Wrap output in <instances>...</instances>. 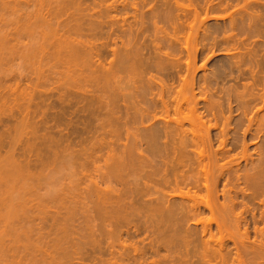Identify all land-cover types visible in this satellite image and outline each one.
Returning a JSON list of instances; mask_svg holds the SVG:
<instances>
[{"label":"bare ground","instance_id":"obj_1","mask_svg":"<svg viewBox=\"0 0 264 264\" xmlns=\"http://www.w3.org/2000/svg\"><path fill=\"white\" fill-rule=\"evenodd\" d=\"M142 1L146 0H141V3ZM244 1L247 2L248 0ZM30 2L27 0L25 3L26 16L24 17H27L28 23H34L35 26L29 23L26 28H23L24 26L22 28L30 31H33L35 27L45 28L46 30H42L41 33L44 43L45 38H47L46 44L43 43V50L42 47L39 50L44 52L43 59H46L44 62L52 64H50V69L57 68L51 74L57 72V74L67 75L66 73H69L70 76L72 73V80L70 79V81L75 80L73 79L74 76V78L77 77L76 81L78 82H76V88L71 86L76 91L69 87L68 83L70 82H63L64 85L62 84L63 87L60 85L61 88L57 90L58 92L49 91L50 93H48L45 91L47 93L42 92L39 95V101L45 102V104L42 103L45 106V110L42 111L43 117L40 116L42 122L47 124L52 131L57 129L53 131L55 136H50L49 133L43 135H46L50 141L53 138L54 141L58 139L61 143L66 142L73 144L72 146H81V149H77L78 151L74 150L76 151L75 154L72 153L73 151L71 152L74 155L73 159L82 160V167H85V164L86 168L87 166L91 167L92 164L97 170H102L101 173L99 171L100 174L98 175H96L98 173L96 170V174L91 173L90 175L88 173L92 168L86 170L88 174H85L83 183L85 184V191L82 193V198H79L83 204H81V223L84 228L82 225V234L80 231L79 233L76 231L78 234L75 233L78 236L80 234L79 240L75 241L72 233L70 235L74 239H72L73 242H71V237H68L69 240L66 239L71 243L68 245V247L71 246L69 247L71 252L66 253L69 250L66 248V240V251L64 247L63 249L62 246H57L59 250L62 248L61 251H65L63 252L65 255H63L65 257L66 254H70L69 257L76 255L75 258L89 261L90 264H264V59H258L259 53L254 50L257 46L246 49L249 39H251V33H253L251 37L255 33L261 35L262 23L259 26L258 20L263 19L262 15L260 16L259 13V15L257 14L258 17H255L256 15L253 14L252 16L251 13L250 17L248 16L250 18L249 23L241 20L242 24L243 22L247 24L246 27L245 24H243L244 26L240 24L238 18L233 17L237 13L236 9L233 8L235 15H230L232 11L228 13L229 17L232 16L229 18L230 20L228 19V26L215 29V33L219 35L221 33L224 35L223 37L220 35L221 37L219 36L217 39V36L212 37L213 33L205 31L208 34L204 33L205 38L202 37L204 42L205 39L213 38L216 45H219L218 41L227 45L224 53H228L229 61L228 64L226 63L224 67L214 73V79L213 76L208 78L209 76L206 73L203 75V73V77L199 78V82L196 81L195 84V74L192 75V78L189 76H191V72L193 73L192 69L194 68L192 60L195 62L196 58H191L190 61L185 62L187 75L185 73L184 77L181 74V64L184 62L181 61V63L179 58L172 60L173 52L165 51L167 50L165 48L166 46L167 48L174 46L180 41L178 35L181 28L182 30L189 28L191 34L195 33L196 35L203 32L201 30H206L207 16L204 17V20H199L201 17H199L200 14L197 10H193L195 14L192 12L195 17L197 16L196 18L199 17L197 25L195 24L196 20L192 19L190 23L189 19L183 20L181 16L184 21L182 22L180 19L181 12L178 11L180 12L178 17L180 23L174 20L179 25L172 26L174 32L172 30L173 33L169 35L170 37L168 34L167 36L164 35L166 31L163 32L164 28L162 27V30L158 25L159 20L155 19L154 21L149 14L150 18H148L152 22L154 21V27H152L154 34L150 37L147 33L144 34L147 28L146 24L149 25L144 20L147 16L141 14V21L138 17L140 10H137L136 7L139 6L137 0L132 3L124 0L122 2H118V0H58L56 5L50 3L51 6L48 5V9L46 7L44 9V5H42L44 1L41 0L42 3H34L37 6V9L34 10L36 12L33 11L34 15L29 10L30 8L34 9L31 4L33 2ZM175 3L177 4L175 6H178L176 7L177 10H180L178 0ZM85 4L87 7L84 6ZM3 6L5 5L3 4ZM231 6L233 5L231 4ZM72 8V12L79 10L82 13L75 11L73 18L70 11ZM45 10L46 12H44ZM252 11L256 12L255 10ZM187 12L185 16L189 17L191 12ZM137 13L139 14L137 15ZM76 14L78 15L77 18H75ZM167 14H165L166 18L168 17ZM192 14L191 16H193ZM172 15L170 13L169 17ZM239 15L241 16L240 13ZM33 16H35V20L32 19ZM63 16L67 17L64 18ZM161 16L164 20V15ZM176 16H173L172 19ZM242 17L244 16L242 15ZM217 18L219 17L216 16ZM165 21L166 19L163 22ZM133 27L136 28V32L132 29ZM11 32L13 33V31ZM242 36L244 38H241ZM125 37L128 38L125 39ZM142 37L143 40H141ZM197 37L199 36H196L195 39ZM255 37L254 39L258 38ZM138 38L141 40V46H139L140 40ZM164 39L169 45L166 41L167 45L163 44ZM39 41L41 42V39ZM213 42L209 43H212L213 46ZM223 43L221 44L223 45ZM180 44L182 43L180 42ZM181 49L182 47L180 51ZM185 49L188 51L189 58L196 57L194 55L197 54V50L196 52L195 49L189 50L188 46ZM208 49L210 50V47ZM213 49L211 47V51ZM22 50L20 49V51ZM144 50L146 51L144 52ZM183 51H185L184 48ZM215 53L214 50L210 52L214 55ZM192 54L194 55L191 56ZM109 55L114 58L106 65L105 59ZM167 55H172V59L170 60ZM205 61L207 62V60ZM168 65L179 68L176 69V73L179 75L177 80L182 79L180 84L182 81L184 84L180 85L182 90L178 89L179 95L177 96L182 101L174 93L177 87L176 89L173 88V90L175 89L172 92L175 94L174 96L169 94L174 101L170 98L167 99V95L162 96V84L159 86L162 87L160 93L154 90L158 86L155 84L156 75L153 77L152 71L161 72L169 69L170 66ZM121 72L125 73L126 76H123ZM131 74L132 77L139 75L137 76L139 79L136 76V79L129 78ZM127 77L130 82L134 80L131 82L132 84L127 83L125 85L124 81ZM37 78L39 81L42 78L48 80L54 78V75L49 78L38 75ZM30 80L28 81L30 82ZM122 82L126 89L132 85L131 88H133H130L129 93L124 92V86H119ZM71 83L73 85V82ZM39 84L38 82L36 86L39 87ZM157 85H159L158 82ZM195 86L199 88L198 93H196L198 89ZM35 88L34 86L28 87L30 90L26 94L28 96L25 100L26 103L23 104L24 107L21 105L23 108L21 111L26 114L24 118L30 116L32 119L30 108L33 107L31 106L33 104L31 101L34 100L35 95L33 92H40L38 88V91ZM138 88L141 89L138 90ZM52 90H54L53 87ZM132 90L133 92H130ZM139 93L142 95L139 96ZM148 95L150 98H147ZM120 96L124 98L122 99L125 104L124 109H126L124 112L120 102H118ZM136 97H142L141 100L146 106H142L143 103L140 99L137 98L140 102L136 101L134 99ZM57 98L58 100H56ZM175 99L179 101L176 108L174 106L177 102ZM170 100L169 105L168 101ZM39 101H35L37 106ZM172 102L174 107L171 105ZM124 104L122 103V105ZM169 106L170 113L173 108H175V110L173 109L174 112H177L176 109L182 107L179 108L180 110L178 109L182 115L179 114L180 116L177 118L172 116L170 119L171 115H168ZM34 109L32 110L34 111ZM36 109L33 116L36 115ZM182 109L183 111H181ZM178 117L179 120H177ZM124 128L127 142L120 143ZM97 133L98 137L95 139L94 135ZM163 138L165 142H162ZM158 156L162 157L161 160L155 159ZM179 170H181L180 176L177 174ZM92 174L97 177L92 176ZM156 176L161 177L157 178ZM202 191H205L204 195H201ZM177 196H180V199ZM174 197L179 201L174 200ZM8 208L10 209V207ZM74 212L73 214H76L78 211ZM206 212L209 215L205 216ZM73 214L71 215L72 220L77 221V219L74 220ZM195 228L201 231H199V236L198 234L195 235ZM24 229L26 228L20 230L24 231ZM70 229L68 228V230ZM78 229L80 230V228ZM73 232L75 231L73 230ZM217 234L221 235L220 239H218L220 235L217 237ZM1 237L0 240H2ZM61 242L63 243L64 240L59 241V243ZM55 253L56 255L59 254V252ZM60 255L58 256L60 257ZM61 264L63 263L61 262Z\"/></svg>","mask_w":264,"mask_h":264},{"label":"rangeland","instance_id":"obj_2","mask_svg":"<svg viewBox=\"0 0 264 264\" xmlns=\"http://www.w3.org/2000/svg\"><path fill=\"white\" fill-rule=\"evenodd\" d=\"M6 1H8V0H0V18H1L0 19V38L2 37L0 39V43L2 41V43L5 44V45H3L2 43L0 44V56H2V57H0V59L2 58L0 60L2 62V63L0 62V204H1L0 205V214H1V216H0V219H1L0 220L1 221L0 222V237L2 236L1 237L2 240H0V241H2V242H0V264H55V263L56 264H61V262L63 264H76V263L77 264H79V263L80 264L81 263L82 264H85V263L86 264L87 263L90 264L89 261H84V260H82V259H80L78 257L75 258L76 255L74 257H72V255H71V257H69L70 254L69 255L66 254V257H65L64 256L65 253H63V252H65L67 250L66 248L69 249V247H71V246L68 247V245H71L70 241L68 242V240L70 239L68 237H71V240H72L73 239L72 236H73L75 238V241L79 240L78 237H80V234H82L81 231H83V228H84V225L81 223L82 222V218H81V212H82L81 209L82 208L81 207H82L83 204H82V202H80L81 199H79V198H82V196H83L82 193L85 191V189H84L85 188L84 187L85 184H83L84 183V179H85L84 178L85 174L90 173V175H91V173H95V170H96V171H98V173L96 172L97 174L96 173L95 174L98 175V174L101 173L102 170H97L95 168V166L91 164L90 165L91 167L87 166V168H92L91 169L92 171L90 170V172L87 173L88 169L86 168V164L84 165L85 167H82L83 166L82 165L83 164L82 160H81L82 161L81 162L80 159H76V158L73 159V157H74L73 154H75V152L78 151L77 149H81V146L80 147L78 145L77 146H75V145L72 146L73 144L71 145V144H68L66 142L65 143H63V142L61 143L60 141H58V139H55V141H54L53 138H51V141H50V140H48V138H46L47 137L46 135L45 136L43 135V134H48L49 133L50 136H53V135L55 136V132H53V131H55L57 129L55 128V130L52 131V129L49 128L47 124H44L42 122V118L41 117H43L42 116L43 115L42 111H43V109L45 107L43 105V104H45V102L43 103V102L39 101V95L42 92L43 93L45 91H47L48 93H50L52 91L53 92H58L57 90H59L61 88V86L63 87L65 82H70V83H68L70 85L69 87L72 86L74 88L75 85H77V83H78L76 81L77 77L74 78V76H73V79H75V80L70 81V79L72 80V76H71L72 73H70L71 77L68 75L69 73H66L68 75V77L65 74H59V73L57 74V72L51 74L52 71H55V69L57 70V68L54 67V69L51 70L50 68H51L52 64L50 63L51 64L50 65L48 62H46V63L44 62L46 60V59L45 60L43 59L44 58V52L42 53V51L39 50L40 47H42V50H43L44 44H46L47 38H45V40H44L45 43H44L43 42V36H42V33H41V32H43L42 30H44L45 28H39L38 27L39 28L38 29V28L35 27L36 29L34 28L35 30L33 29V31L32 30L30 31L29 29H27L28 32H29L28 33L26 29H23V28H26L29 23H31V22L28 23V19H26L27 17H24V16H26V14H25L26 10L24 8H25V3L27 2V0H23V1L22 0H9L8 2H6ZM14 1H16V2H14ZM29 1L33 2V3L30 2L32 4V8H34V9H31V8L29 9V10H31V12H33L34 10L37 9L36 8L37 6H35L36 4L34 5V3L35 2H41V0L40 1L39 0L38 1L37 0H29ZM42 1H44L43 2L44 4H42V5H44V9H45V7L46 8L48 7V5H49V7L51 5H56V1H58V0H42ZM111 1H113V0H111ZM120 1L122 2L123 0H118V2H120ZM124 1H129V3L130 2L132 3V2H134L136 0H134V1H132V0H124ZM156 1L159 2V3L157 4ZM161 1L162 0H148V1L146 0V1H142V3H141V0H137L139 6H136V7H137V10L138 9L140 10L139 11L140 15L138 17L140 18V21H141V17H140L141 14L145 15V17L147 16L146 18H144V20H146V23H148L149 25H147L145 23L147 28L145 27L146 31L144 32V34L147 33L148 35H150V37H151V35L154 34V31H152V30H154V28H152V27H154L153 22L155 21V19L157 21L159 20L158 21L159 22L158 25L161 28L162 27L164 28V30L162 28L163 32L166 31V32H164L165 34L164 33L163 34L166 35V36L168 34V36H169V35H172V33L174 32L173 27H175L176 25H179V24H176V23L177 22L180 23V20H178L180 12H181L180 13V19H181V16H182L183 20H188L189 19V22L193 19V20L197 21V22H195V24L198 23L199 20H204L205 16H207V18H208V16L211 17V18L209 17V19L206 18V21L208 23V24H206V27H205L206 30L203 27L204 30H201L203 32H200L198 35H196L195 33H193V31H192L193 34H191V30L190 31L188 30L189 28H186V29L183 28V30L181 28V30H179L181 32H179V35H178L179 39H180V41H178L179 44L176 41L177 43L176 42L175 43L177 45L174 44V42H173V44H174V46L172 45L173 47L171 46V47H169L170 48L169 49L166 46L165 49H167V50L164 49L165 51H170V52L172 51L173 52L174 55L173 54L172 55L174 57H172V55H170V56L167 55L168 57H170V60L172 58H173L172 60L179 58L180 62L181 61L184 62V63L181 62L182 63L181 64L182 65V71H181L182 73L180 72L182 74V76H184V77H185V73L187 75V72H185V70L187 68L185 62H188V60L190 61L191 58H196L195 62H194V60H192V63L193 64L195 63L194 65L192 64V66L194 67L193 69H195V70L192 69L193 73L191 72V76H189V77L192 78V75L195 74V76H196L195 77V84H196V81L199 82L198 80H200L203 77L202 76L203 73H204L203 75H205V73H206L209 76L208 77L206 75L208 78H211L213 76L212 78L214 79V73L218 72V70H220L222 67H224V65L229 61L228 53H224L226 51V49H227V48H225L227 46L226 44H224L223 42L218 41L219 45H216V43L213 42V38L210 39V40L209 39H205V42H204L203 38H205L204 37L205 34H208L206 32H211V33H213L212 37H214V36L216 37L217 36V39H219L218 37L221 35V33H220V35L218 33L216 34L215 33V29H220V28L222 29L223 26H228V22H229L228 19L233 16L235 9H236L237 13H236V15L234 14L235 16H233V17L238 18V21L240 22V24H242L241 20L245 21V23H249V21H250V18H249L250 16L249 15L251 13H252L251 14L252 16H253V14L256 15L255 17H258V15L260 13V16L262 15L261 17L263 19L258 20V23H259V26H260V23L263 24V25L261 24V28H262V31L264 30V23H263L264 22V16H263L264 15V7H263L264 6L263 5L264 4V0H250V2H249V0L247 2H245L244 0H240V2H239V0H233V1L232 0H229V1L228 0L227 1L226 0H224V1L223 0H178V4H180V6H179L180 10H177L178 8H176V7H178V6H175V5H177L176 3L174 4V2H177V0L176 1L175 0H163L162 2ZM230 1H232V2H230ZM165 2H166V4H165ZM222 2H224L223 5H222ZM229 2H230V4H228ZM19 3H21V4H19ZM50 3H51V5H50ZM88 3L89 2L87 1V4ZM237 3H238V5H237ZM3 4L5 6H3ZM141 4H143V5H141ZM231 4L233 6H231ZM256 4H259V5H256ZM260 4H261V6H260ZM84 6L87 7L86 4ZM226 6H227V8H226ZM243 6H244V8H242ZM52 7H54V6H52ZM9 8H10V10H9ZM175 8H176L177 11L175 10ZM233 8H235V9H233ZM99 9H100V6H99ZM46 10L44 12H46ZM72 10H73V8L70 10L71 13H72V17H73V15L75 16L74 13H75L76 10L74 12H72ZM141 10L144 13H141L142 12ZM158 10H159V12H158ZM193 10L194 11L197 10L198 13L200 14L199 17H201V18L198 17L199 20H197L198 19V18H196L197 16L196 17L194 16L195 13H194ZM252 10H255L256 12L257 11L258 12L256 13V12H254ZM77 11H76L77 13H82L79 10H77ZM83 11H86V10H83ZM160 11H163V12H160ZM178 11H180V12H178ZM231 11H232V14H230V15H232V16L229 17L228 13H231ZM20 12H21V17H20ZM34 12H36V11H34ZM34 12H33L32 15H34ZM47 12H48V10H47ZM145 12H146V14H145ZM186 12L187 13L191 12V14L193 12L194 14H192L193 16H191V14H190L191 17L189 16V14H187L189 16V17H187V16H185ZM68 13L70 14V12H68ZM158 13H159V16L161 18L158 16ZM167 13H169V14L172 13L173 14L172 17L176 16V14H178V16H176L177 19H176V17H174L175 19L174 18L172 19V17L171 16L169 17V14H167ZM239 13L241 14V16L239 15ZM138 14L139 13H137V15ZM156 14H157V16H154ZM165 14L168 15L169 18L168 17L167 18L170 19V20H168L165 17ZM148 15L151 17V19L154 20L153 22H152V20L149 19L150 17ZM161 15H164L163 19L164 20L166 19L165 22H163L164 20H162V16ZM242 15L244 17H242ZM216 16L219 17V18L216 19ZM224 16H225V18H224ZM65 17H67V16H65ZM77 17H78V15L75 18H77ZM184 17H187V18L184 19ZM132 18H134V17H132ZM194 18H196V19H194ZM32 19L35 20V16H33ZM6 20H7V22H6ZM137 20H139V19H137ZM174 20L177 21V22L175 23ZM183 20H182V22H184ZM140 21H138V22H140ZM245 23L243 22V24H245ZM34 26H35V24H34ZM245 26L247 27V24H245ZM17 27H18V29H16ZM127 29H128V27H127ZM132 29L135 30V32H136V28L133 27ZM167 30H168V32L170 34L167 32ZM172 30H173V32H172ZM11 31H13V33ZM262 31H261V35H263L262 37L258 33H255L258 36L254 34L253 37H251L253 35V33L250 34L251 35L250 36L251 39H249L248 48H246V49H249V47H251V46H253V48H254V46L255 47L257 46L258 48L256 47L254 50L257 51V53H259V58H258L259 60L260 59H264V55H261V54L264 53V31L263 32ZM30 32H31V34H30ZM128 32H129V30H128ZM150 32H151V34H150ZM35 33L37 34V37H36ZM182 33H183V35H182ZM190 34L193 35V36H191ZM259 35H260V37H259ZM196 36H199V37H197V39H195ZM221 36L223 37L224 35L222 34ZM243 36H245V35H243ZM243 36L241 38H244ZM255 36L258 37V38H256ZM254 37L256 39H254ZM35 38L38 41H39V39H41L42 43L40 41L38 42L37 40L35 41ZM126 38H128V37H125V39ZM139 38H138V40H140ZM27 39H29V40H27ZM33 39H34V41H33ZM141 40H143V37L141 38ZM141 40H140V45L138 43L139 46H141ZM165 41L167 43V40L164 39L163 40V42H164L163 44H166ZM133 42H135V41H133ZM180 42L182 44H180ZM209 42H213L214 43L213 46H212V43H209ZM252 42H254V43H252ZM29 43H31V44H29ZM38 43H41V45L40 44L38 45ZM221 43H223V45ZM215 45H216V47H215ZM180 46L182 47V49H181L182 52L180 51V48H181ZM187 46H188L189 50H192V49L194 50L195 49V52L197 50V54H195V55L192 54L191 55V56L194 55L196 57H190V58L188 57V55H187L188 51H187V49H185ZM208 47H210V50L208 49ZM211 47H212V49L214 47L213 50L216 51L215 55L214 54H210V52L213 51V50L211 51ZM183 48H184L185 51H183ZM222 48H224V49H222ZM3 49H4V51H3ZM5 49H7V50H5ZM20 49L21 50L23 49V50L20 51ZM222 50H223V52H222ZM145 51L146 50H144V52ZM37 52H38V54H37ZM191 52H194V51H191ZM176 54H177V56H176ZM30 56H31V58H30ZM206 56H207V58H206ZM113 58L114 57L112 55H109L105 59L106 65H107V63H109V61H113L112 60ZM42 59H43V61H42ZM168 60H169V58H168ZM205 60H207V62ZM105 62H104V64H105ZM183 65H185V66H183ZM168 66H170V67H168L169 69L163 70L161 72L157 71V70H154V71H152V73H153V77H155V75H156L155 79L157 78L155 80L156 81V83H155L156 86L159 87V86L163 85L162 86L163 89H161L162 92H163L162 96L164 97V95H167V99L170 98L172 100L173 97L171 98V96H174L175 94H176V96L179 95L178 89H180V87H181L180 85L184 81H182V83L180 84V80H182V79H179V81L177 80V78H179L178 77L179 75L176 73L177 72L176 69H179V68H174L172 65H168ZM203 66H204V68H202ZM72 67H74V66H72ZM72 69H74V68H72ZM173 69H175V70H173ZM183 70H184V72H183ZM166 71L167 72L169 71L168 72L169 75L166 74L167 73ZM212 71H214V72L212 73ZM37 73H39V74H37ZM121 73H122L123 76H126L125 73H123V72H121ZM38 75H44V77L46 76L48 78L54 75V78H52V79L49 78L48 80H45L44 78H42L41 81H39V80H37L38 79L37 78ZM26 76L29 77L27 80H25L27 78ZM63 76H65V77H63ZM135 76L132 77V74H131V76H129V78L131 77L133 79H136L137 76H139V75H137L136 78H135ZM30 77H32V78H30ZM129 78L128 77L126 78L129 82L125 79V81H124L125 85H127V83L128 84H132L131 82L134 81V80L133 81L131 80V82H130ZM137 79H139V77ZM28 80H30V82ZM158 80H160V81H158ZM248 80H249V78H248ZM31 81L32 82L34 81V82L32 83ZM37 81L40 83L39 84L40 88L38 86H36V85H38ZM245 81H247V80H245ZM71 82H73V85H72ZM157 82L159 83V85H157ZM160 84H162V85H160ZM19 85H21V86H19ZM125 85L122 82L121 85H119V86H121V87L124 86L125 87L123 89L124 92L125 93L126 92L129 93L128 91L131 90L133 87L131 88V86H132L131 85L130 86L131 89L130 88L126 89ZM29 86L36 87L35 90H37V91H38V89L40 90V92L38 91V93L36 91L33 92V94H35L36 96L34 95V100L31 101V104L33 102V104L31 105L33 107L30 108V110L32 111V113H31L32 119L30 118V116L24 118V116H26V114L22 112L23 111L22 110L23 109L22 106H23L24 103H26V101H25L27 99L26 97H28V96H26V94L30 90V89H28ZM156 86L153 85V87H156ZM182 86H184V85H182ZM197 86H198V84H197ZM197 86H195V88ZM226 86H228V84H226ZM9 87L10 88H14V89L10 90ZM52 87L56 91L52 90ZM158 87L154 88V90L157 91V92L159 91V93H160L161 92L160 88H162V87H159V88ZM176 87H177V89H176ZM56 88H58V89H56ZM73 88H72V90H74ZM169 88H170V90H169ZM173 88H175L177 91L174 89L175 90V92H174ZM182 88H184V87H182ZM26 89H28V90L26 91ZM139 89H141V88H138V90ZM197 89H198L197 92L195 90L196 93L199 92V88L198 87H197ZM180 90H182V89H180ZM74 91H76V90H74ZM47 92H45V93H47ZM130 92H133V90L130 91ZM172 92H174L175 94H173ZM24 94H25V96H24ZM140 94L141 93H139V96L142 95V94L141 95ZM169 94H171V96ZM20 95H23V96H20ZM4 97L6 98L5 100H4ZM35 97H36V99H35ZM122 97L123 96H120V98L118 97L119 98L118 102H120L119 104L122 106V111L124 112L126 109H124L125 108V104L123 102L124 100H122L124 98H122ZM137 98L138 97H136L134 99H136V101H138L139 99L140 100L142 99V97H139L138 100H137ZM147 98H150V95H148ZM164 99L167 100L166 98H164ZM56 100H58V98ZM116 100H117V98H116ZM171 100L168 101L169 105H170ZM29 101H30V99H29ZM35 101L36 102L39 101V103H38L39 107L36 105L37 103L35 104ZM172 101H174V100H172ZM175 101H177L175 103L176 105H174L173 102L171 103V105L173 104L175 106V108H176V106L179 103V101L176 100V99H175ZM138 102H140V101H138ZM40 103H41L42 106L40 105ZM122 103L124 105H122ZM141 103H143L142 100H141ZM34 105H35V107H34ZM142 106H146V104L143 103ZM172 106H171V109L174 107V106L173 107ZM179 106H182V105H179ZM41 107H43V108H41ZM33 108H35V109L37 108L38 109V110L36 109L37 112L35 113L38 117H35L36 115L33 116V112H35V109H34V111L32 110ZM175 108H173V109L175 110ZM179 108H182V107H179ZM173 109L171 110V113H170V106H169L168 115L169 114L171 115L170 119L172 118V116L174 118H177V116H180L179 114H181L178 111V109H176V110L179 113H177L175 111L176 112V114H175ZM181 111H183V109ZM172 113H173V115H172ZM166 116H167V114H166ZM34 117H35V119H34ZM34 120H36V121H34ZM177 120H179V117H178ZM50 124H51V122H50ZM119 127L123 128L122 126H119ZM58 128H61V127H58ZM123 130H124V133L122 131V134H121V136H122L121 138L123 140L121 139L122 142L120 140V143L127 142L126 139H125V136H126L125 135V128ZM97 135H98V133L96 135H94L96 137L95 139H97V137H98ZM162 142H165L164 138H163ZM25 146H26V148H25ZM69 147H71V148H69ZM75 149H76V151H74ZM252 150L255 151L253 148H252ZM252 150H251V153L253 152ZM69 151H70V153H69ZM18 154H19V156H18ZM156 158H157V160L158 159L161 160L162 157L158 156V157H155V159ZM76 160H77V162H76ZM96 164H99V163H96ZM161 167H163V166H161ZM17 170H18V172H16ZM99 171H100V173H99ZM104 171H105V168H104ZM180 171L181 170H179V172H177V174H179ZM95 174H92V176H96ZM171 176L173 177V175H171ZM179 176H180V174H179ZM159 177H161V176H159ZM159 177H157V178H159ZM82 189H84V190H82ZM204 192L202 191L201 195H204L205 194ZM76 195H77V199H76ZM79 195H81V196H79ZM201 195H200V197H201ZM179 197L180 196H177V198H179ZM175 198L176 197H174L173 199L174 200H178V201L180 199V198L179 199H175ZM5 201H6V203H5ZM76 202L78 203V206H77ZM6 205H7V207H6ZM76 206H77V209H76ZM8 207H10V209ZM73 210L75 212L77 210L78 212H76V214L77 213H79V214L78 215L73 214V212H74ZM68 213H69V216H68ZM72 214L74 215V220L77 219V221L76 220L75 221L72 220L73 219L72 216H71ZM207 214L208 213L206 212L205 216ZM18 216H19V218H18ZM62 225H63V227H62ZM72 225H73V227H70ZM75 225H76V227H75ZM82 225H83V228L81 230V226ZM23 228H26V229H24V231L26 230V232L20 230V229L23 230ZM68 228L69 229L73 228V229L72 230L71 229L68 230ZM78 228H80V230ZM198 228H195V231H196L195 235L198 234V236H199L201 231ZM73 230L75 232H73ZM13 231H14V234H13ZM76 231H78V233H79V231L81 232L79 234V236L77 235L78 233ZM75 233H77V234H75ZM41 234H42V236H40ZM48 234H49V236H48ZM75 235H76V237H75ZM219 235L217 234V237ZM64 236H66V237H64ZM56 237H58L59 239L56 238ZM217 237H215V238H217ZM222 237H224V236L222 235ZM220 238H221V235L219 236L218 239H220ZM66 239H68V240H66ZM58 240L59 241H63L64 240L63 243L61 242L63 245L61 243H59ZM65 240L67 241V243L65 242ZM73 240L71 242H73ZM43 242H45L46 244L43 243ZM65 243L67 245L66 248H65ZM54 244H56V245H54ZM59 245L62 246V248L64 247L65 251L64 250L61 251L62 248L59 250V247H60ZM57 246H59V247H57ZM55 249H56V251H55ZM70 250H71V248L66 253H69ZM55 252H59V254L57 253V255H56ZM58 255H60V257ZM62 255H63V257L61 258ZM60 258H61V261H60Z\"/></svg>","mask_w":264,"mask_h":264}]
</instances>
